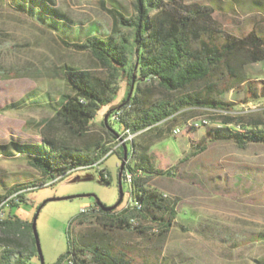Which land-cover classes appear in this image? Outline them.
<instances>
[{"label":"rangeland","instance_id":"1","mask_svg":"<svg viewBox=\"0 0 264 264\" xmlns=\"http://www.w3.org/2000/svg\"><path fill=\"white\" fill-rule=\"evenodd\" d=\"M53 8L67 17L66 29L71 38L80 30L83 42L88 29L97 28L95 35L131 38L127 29L114 31L115 13L127 19L137 15L134 0H51ZM254 1L262 7L255 9ZM193 4L214 9V30L221 38L231 35L243 39L252 31L264 36V0H177L166 1L164 8L186 13L178 5ZM153 12L151 15H157ZM203 22H200V25ZM64 25L52 19L37 20L18 12L11 0H0V146H10L14 156L0 155V196L17 184L28 202H22L8 211L28 225L26 232L30 259L28 264H42L34 233L30 227L36 215V230L42 250L43 264H56L69 249L68 232L72 221L86 209L97 207V201L110 207L119 200L118 152L107 155L104 161L84 164L61 176L41 184L40 179L24 153V146L39 142L42 127L51 123V131L73 149L95 152L97 143L114 148L116 137L103 121L110 120L111 128L122 133L124 125L111 120L110 107L100 110L83 136L73 135L56 118L59 102L71 95L61 68L74 66L90 71L95 76L108 79L111 71L102 66L89 50L66 46ZM73 42V41H72ZM233 65L258 90L264 85V61L251 63L245 48L230 55ZM226 68V67H225ZM226 75L227 71L223 70ZM217 75L206 83L190 90H205L216 84L214 96L233 105L230 112L219 110H184L158 126L139 132L134 143L128 145L134 156L147 155L155 169L170 170L172 176H154L147 187L166 195L176 203L178 218L170 232L159 236L148 230L146 236L127 231H111L96 224L75 228L77 235L98 233L116 248L134 251L136 256L148 255L157 264H264V144H248L240 148L233 142L211 143L204 152L192 155L208 128L219 127L225 117L232 118L239 131L264 130V97L256 101L247 97V85L226 92L227 77ZM118 86V96L113 106L123 109V117L133 116L131 105L122 103L133 95V89L121 74L111 78ZM262 83V84H261ZM179 93H168L156 83L143 82L138 93L146 106L164 97L177 98ZM260 104L259 108L256 105ZM125 115V116H124ZM190 129L191 123H206ZM106 123V122H105ZM182 129L174 136L171 133ZM142 131V130H141ZM134 147V148H133ZM18 148V150H17ZM133 148V149H132ZM136 157V158H137ZM135 158V159H136ZM134 159V160H135ZM107 170L110 182L104 181L100 170ZM121 211L129 198L124 184ZM8 196V197H10ZM75 197L52 201L55 198ZM42 206V208H40ZM40 208V210H39ZM148 227H151L148 224ZM25 240V239H24Z\"/></svg>","mask_w":264,"mask_h":264},{"label":"trees","instance_id":"2","mask_svg":"<svg viewBox=\"0 0 264 264\" xmlns=\"http://www.w3.org/2000/svg\"><path fill=\"white\" fill-rule=\"evenodd\" d=\"M11 1L18 12L29 17L40 21L49 18L64 25L65 38L61 39L62 43L80 50H89L94 58L112 73L110 78L104 79L74 66L61 68L72 94L62 97L56 118L75 136L86 134L102 108L109 106L111 114L114 115L120 107L113 106L118 96V86L111 78L116 74H121L122 78L128 81L129 91L133 89V95L122 102L126 107L131 105L129 111L133 112V116L129 117L130 119L121 117L117 123L129 127L134 132L155 127L184 110L209 109L230 112L233 105L214 96L216 84H209L204 91L190 90L194 85L206 83L217 75L223 76L220 80L227 77L221 94L240 85H247L249 100L256 101L264 97V85L261 83L262 87L258 90V87L240 72L241 67L233 65L230 60L234 51L245 48L249 51L251 63L263 62L264 36L252 31L243 39H236L231 35H227L225 39L221 38L220 32L209 26L215 22L212 18L213 8L180 4L178 7L186 11L183 14L173 7L171 10L164 8L166 1L176 3L177 0H134L137 11L135 18L127 19L121 13L114 12V31L127 29L131 32V38L98 36L94 34L98 29L92 28L88 29L85 40L81 42V31L74 32L73 38L70 37L66 32L67 17L53 8L51 0ZM262 4L261 1H254L255 9L262 7ZM153 12L159 13L151 15ZM200 22H203V25H200ZM143 82L156 83L168 93H179V96L164 97L145 106L138 97ZM103 124L113 132L117 140L120 133L111 128L110 120L107 123L103 121ZM51 125L46 123L42 127V138L39 142L24 146V152L17 148L19 153H24L29 165L40 175V179L33 182L44 184L84 164L101 160L111 150V147L101 141L97 143L93 153L70 148L51 131ZM237 128L232 118L225 117L221 126L207 129L191 154L204 152L211 143L233 142L240 148L248 144H264V130L256 128L239 131ZM11 145L16 147L14 142L0 146V155L7 158L14 156L10 150ZM126 147L129 160L132 150ZM123 149L124 146L117 151L121 159L124 155ZM135 153L133 152V155ZM136 157L134 156V159ZM125 168L134 174L133 195L137 198L134 200L140 202L138 204L141 208L121 211L117 208L104 212L97 206L87 213L81 212L70 225L69 249L59 261L71 257L74 264H157L148 255L138 257L132 250L116 248L98 233H74L75 228L92 223L111 231H127L143 236L148 234V230L157 231L162 237L170 232L178 218L176 203L166 195L149 189L146 183L154 176H172L173 173L170 170L155 169L147 155L137 157L132 164H126ZM100 176L103 179L101 174ZM124 184L123 181V186ZM21 188L22 184H17L5 195L0 196V200L20 191ZM12 200L9 202L11 209L22 202H28L23 193L16 195ZM132 220L135 223H132ZM148 224L151 227H148ZM30 227L33 231V224ZM28 228L27 224L15 216L9 215L3 222L0 221V264H28V240L27 237L24 238ZM258 240H264V236H260Z\"/></svg>","mask_w":264,"mask_h":264},{"label":"built area","instance_id":"3","mask_svg":"<svg viewBox=\"0 0 264 264\" xmlns=\"http://www.w3.org/2000/svg\"><path fill=\"white\" fill-rule=\"evenodd\" d=\"M263 74H264V68H263ZM259 106H260V104H257L256 108H259ZM226 113H228V112H226ZM176 114H178V113H176ZM121 117H123V108L117 110L115 112V114L111 116V120L114 122H118L121 119ZM163 122H161V123H163ZM161 123H158L156 126H158ZM209 124H210V122L191 123V124H189V127H190V129H198V128H201L203 126H208ZM152 128H154V127H147L145 129H143L142 131L134 132L131 129H129V127H124L123 132L120 133V135L118 136V138L116 140V143H117L116 146L111 151H109V153L107 155H110V154H113L117 151H120V149H122L123 146L130 145L131 142L137 138L139 132L147 131V130H150ZM238 128H240V127H238ZM181 133H182V129H178L171 134L174 136H178ZM104 158H102V160L98 163L97 166H99V164L104 161ZM126 164H128V163L126 162ZM119 167H120V165H119ZM100 174L102 175L103 179H105L107 181L110 180V174L107 170H105V169L100 170ZM133 180H134V174H132L131 172H129V170H127L125 168V170L123 172V181L128 186L129 198L126 201L123 209H134V208L140 209L141 208V206L139 204H135L133 196H132V182H133ZM124 196H125V194H124ZM10 210H11L10 206H7L5 208H0V216H7L8 217L9 216L8 211H10ZM90 210L91 209H86V210H83L82 212L87 213ZM56 264H74V261L71 257H66L63 260L57 262Z\"/></svg>","mask_w":264,"mask_h":264},{"label":"water","instance_id":"4","mask_svg":"<svg viewBox=\"0 0 264 264\" xmlns=\"http://www.w3.org/2000/svg\"><path fill=\"white\" fill-rule=\"evenodd\" d=\"M108 121V118H106V123ZM124 155H123V159H122V163L120 165V171H119V176H118V186H119V200L118 202L113 205V206H106L104 204H102L100 201H97V206L104 212H109V211H113L115 209H117L121 203L123 202V199H124V186H123V172L125 170V165H126V162L128 160V151H127V147L124 146ZM75 197H66V198H55V199H52V201H60V200H68V199H73ZM40 210V209H39ZM37 218H38V214L36 215L35 219H34V222H33V233H34V237H35V241H36V244H37V247H38V252H39V255L41 257V260H42V264H43V256H42V250H41V247H40V241H39V237H38V233H37V230H36V222H37Z\"/></svg>","mask_w":264,"mask_h":264},{"label":"bare ground","instance_id":"5","mask_svg":"<svg viewBox=\"0 0 264 264\" xmlns=\"http://www.w3.org/2000/svg\"><path fill=\"white\" fill-rule=\"evenodd\" d=\"M133 143H134V140L131 142V145H133ZM113 149V148H112ZM111 149V150H112ZM110 150V151H111ZM133 152H134V150H132V155H130V157H129V160H127V163L129 164H132V161H133ZM98 164H96V166H97ZM140 171V170H139ZM142 175V174H141ZM138 176V175H137ZM135 177H136V175H135ZM141 177H143V176H141ZM139 179H141V178H139ZM137 180V179H136ZM139 182V181H138ZM135 183V182H134ZM133 187H134V185H133V182H132V196H133V199H135V197H134V195H133ZM135 191V190H134ZM16 196V195H15ZM15 196H10V197H6V198H4V199H2V200H0V208H5V207H7V206H9V202H10V200H12V199H14V197ZM137 196V195H136ZM16 199V198H15ZM137 199V198H136ZM135 199V200H136ZM135 200H134V202H135ZM13 201V200H12ZM138 203H140L139 201H138ZM137 202H135V204H138ZM125 210V209H124ZM128 210H133V209H128ZM6 218H8L7 216H0V221H2L3 222V220H5ZM137 221V220H136ZM132 222L133 223H135V221L134 220H132Z\"/></svg>","mask_w":264,"mask_h":264},{"label":"crops","instance_id":"6","mask_svg":"<svg viewBox=\"0 0 264 264\" xmlns=\"http://www.w3.org/2000/svg\"><path fill=\"white\" fill-rule=\"evenodd\" d=\"M134 162V159H133V161H132V163Z\"/></svg>","mask_w":264,"mask_h":264}]
</instances>
